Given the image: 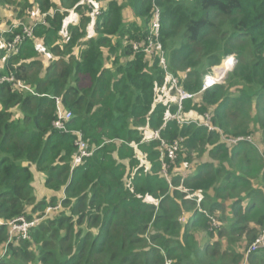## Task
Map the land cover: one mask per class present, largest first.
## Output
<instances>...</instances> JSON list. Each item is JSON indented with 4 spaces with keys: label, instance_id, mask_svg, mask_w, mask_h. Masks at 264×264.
I'll list each match as a JSON object with an SVG mask.
<instances>
[{
    "label": "trees",
    "instance_id": "obj_1",
    "mask_svg": "<svg viewBox=\"0 0 264 264\" xmlns=\"http://www.w3.org/2000/svg\"><path fill=\"white\" fill-rule=\"evenodd\" d=\"M81 1L0 0L3 27L38 21L5 65L0 49V77L22 84H0V264H264V249L248 254L264 230V0H93L97 18ZM150 42L198 94L182 119L209 115L217 131L170 120L178 102ZM228 56L226 83L200 94ZM76 132L93 154L74 167ZM155 132L184 139L175 161L145 142ZM21 217L41 222L9 242Z\"/></svg>",
    "mask_w": 264,
    "mask_h": 264
},
{
    "label": "built area",
    "instance_id": "obj_2",
    "mask_svg": "<svg viewBox=\"0 0 264 264\" xmlns=\"http://www.w3.org/2000/svg\"><path fill=\"white\" fill-rule=\"evenodd\" d=\"M155 2V0H152ZM81 3L88 7L89 9L93 10L92 11V17L97 18L100 16L101 12L99 8H94L93 7V0H82ZM47 15H44L43 18H45ZM38 21L32 23V24H24V23H17L9 27L3 34H12L15 32L17 29H21L22 33L21 34H16L12 40H7L5 38H2L3 44H2V49L5 50V56L3 58V65L7 63V61L15 56L18 55L20 52V48L24 41L27 38H32L34 34V30L38 26ZM153 34L154 36H158V32L160 29V15L158 10L155 12L154 20H153ZM156 46V47H155ZM153 46L152 42H150L149 47L147 48V52L153 56L161 53L160 56V63L161 66L165 70V74L167 77V81L169 82L171 88L174 93V96L177 99L178 102V111L176 115L172 116L170 120H176L179 124H192L195 123L197 126L200 127H205L209 131H217L218 129L212 124L210 116L206 115L205 118H203L202 121L200 120H183L182 119V111H183V104L186 101L193 100L195 99L198 94H193L188 91H186L180 84V79L176 77L175 75L171 74L168 72L167 67H166V60L165 56L161 51V48L158 44ZM154 48H156L154 50ZM237 60L234 56H228L226 57L221 66L215 67L212 72L205 78L202 88H201V93L219 86V85H224L226 83V78L229 73H232L236 67ZM184 79V78H183ZM4 82H10L13 83L14 85L17 84L18 86H21L22 84L20 81L15 80L13 75H5L0 77V84H3ZM58 105V113H57V119L54 122V127L57 130L60 131H66V123L72 119V113L63 109L62 103L60 100L57 101ZM78 135V140L76 141V146H77V153L74 158V167L79 166L84 160L92 156V152L89 150L86 142L83 140V135L80 132H76ZM222 139L232 145H236L237 143L241 142H249L253 143L251 136L249 137H238V138H225L222 136ZM152 141H160L162 148L164 149V155L163 158L167 159L171 162L175 161L177 154L181 150L182 145L184 144V139H179L174 141L172 144L165 143L162 141L159 132L151 133V135H147L145 137V142L150 143ZM168 165L166 162L163 163V168L164 170L167 169ZM41 222V219H34V220H27L24 217L19 218L16 221H13L10 223V236H9V242L17 239V240H27L29 239V232L32 228L36 227L39 225ZM181 222H186L185 221V216L182 217ZM213 225L215 227H219V224L214 221ZM264 249V230L261 232L260 236L251 244L248 254L249 253H257L260 250ZM167 264H172L171 262H167Z\"/></svg>",
    "mask_w": 264,
    "mask_h": 264
},
{
    "label": "crops",
    "instance_id": "obj_3",
    "mask_svg": "<svg viewBox=\"0 0 264 264\" xmlns=\"http://www.w3.org/2000/svg\"><path fill=\"white\" fill-rule=\"evenodd\" d=\"M119 1L122 2V0H119ZM51 15H53V12L51 13ZM125 16L127 17V19L129 18V14L128 13H125ZM77 21H78V17L75 14V12L74 11H70L69 12V17H68L67 22H66L67 26H69V25H75L77 23ZM17 23L19 24L21 22H13L10 26H12L14 24H17ZM24 24H26V23H24ZM9 27H3L2 25H0V32H1V34L3 35V33L7 29H9ZM2 44H3V41L1 40V42H0V49H2ZM2 67H3V65H2V58L0 57V70L2 69ZM168 95L169 96L167 98H170V94H168Z\"/></svg>",
    "mask_w": 264,
    "mask_h": 264
},
{
    "label": "rangeland",
    "instance_id": "obj_4",
    "mask_svg": "<svg viewBox=\"0 0 264 264\" xmlns=\"http://www.w3.org/2000/svg\"><path fill=\"white\" fill-rule=\"evenodd\" d=\"M221 66V65H220ZM214 69V68H213ZM230 74V73H229ZM229 74L227 75V78H226V81H227V79H228V76H229ZM186 77H184V79H185ZM171 97H174V96H171ZM187 102V101H186ZM185 103V102H184ZM167 169H168V167H167ZM36 178H37V180H36V183H35V185H36V187L38 188V190H40V189H42V180H40V178H38V176H36ZM187 219H186V217H185V221H186ZM182 223H185V222H182Z\"/></svg>",
    "mask_w": 264,
    "mask_h": 264
}]
</instances>
